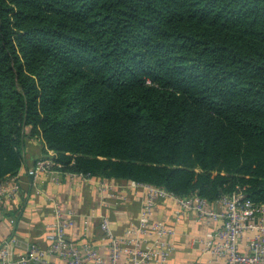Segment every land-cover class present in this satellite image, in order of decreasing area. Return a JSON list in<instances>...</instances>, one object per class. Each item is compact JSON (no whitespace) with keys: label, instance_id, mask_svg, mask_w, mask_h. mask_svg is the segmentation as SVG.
Masks as SVG:
<instances>
[{"label":"trees","instance_id":"1","mask_svg":"<svg viewBox=\"0 0 264 264\" xmlns=\"http://www.w3.org/2000/svg\"><path fill=\"white\" fill-rule=\"evenodd\" d=\"M26 136L63 171L264 203V0H0V182Z\"/></svg>","mask_w":264,"mask_h":264},{"label":"built area","instance_id":"2","mask_svg":"<svg viewBox=\"0 0 264 264\" xmlns=\"http://www.w3.org/2000/svg\"><path fill=\"white\" fill-rule=\"evenodd\" d=\"M52 155L49 151L36 161L31 173L34 187L39 171L61 166ZM8 179L0 182V203L17 188ZM147 185L148 195L139 216L123 233L113 227L107 214H102L95 229L87 218L80 223L85 237L71 238L69 231L78 225L77 218L73 211L64 212L55 202L54 218L47 223V244L28 241L23 253L13 256L12 247L20 241L9 235L0 244V264H172L169 257L174 244L165 236L173 235L175 230L153 216L157 196L175 198V221L191 216L194 225L204 229L203 235L193 238L199 257L186 264H264V203L252 200L242 190L209 201L195 194L176 196L163 187ZM97 228L98 237H94L91 233ZM104 246L105 251L101 248Z\"/></svg>","mask_w":264,"mask_h":264},{"label":"crops","instance_id":"3","mask_svg":"<svg viewBox=\"0 0 264 264\" xmlns=\"http://www.w3.org/2000/svg\"><path fill=\"white\" fill-rule=\"evenodd\" d=\"M48 153L41 137L26 136L23 165L15 176L8 179V183L15 182L17 188L9 191L0 203V244L9 235H15L20 242L13 245V256L22 254L28 241L47 244V223L54 218L55 202L64 212L73 211L77 218L78 225L69 231V236L74 239L85 237L80 228L85 218L95 229L101 215L107 214L119 233L137 220L148 195V185L145 183L44 169L39 171L37 187H34L32 170L36 161ZM175 207L174 197L157 196L153 216L174 226V234L165 236L174 244L169 261L172 264H186L198 258L200 250L197 244L189 243L190 239H184V236L192 237L194 220L187 216L175 221L172 216ZM94 232L91 234L98 237V228ZM98 243L100 245L101 241ZM101 248L104 251L107 249L106 246Z\"/></svg>","mask_w":264,"mask_h":264},{"label":"rangeland","instance_id":"4","mask_svg":"<svg viewBox=\"0 0 264 264\" xmlns=\"http://www.w3.org/2000/svg\"><path fill=\"white\" fill-rule=\"evenodd\" d=\"M195 224V223H194ZM200 227H194L193 229H192V231H193V234H192V237L191 238H188V237H186V236H184V239H186V240H188V239H190L189 240V243L190 242H192V243H194V244H196V242L193 240V238L194 239H196V237H198V236H200V235H203V233H204V229H200V230H198ZM172 251H174V248L171 250V253H172Z\"/></svg>","mask_w":264,"mask_h":264}]
</instances>
